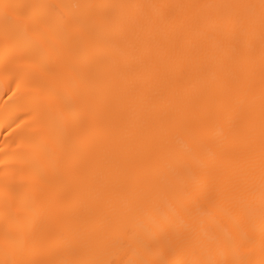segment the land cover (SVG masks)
I'll list each match as a JSON object with an SVG mask.
<instances>
[{
    "label": "bare ground",
    "instance_id": "obj_1",
    "mask_svg": "<svg viewBox=\"0 0 264 264\" xmlns=\"http://www.w3.org/2000/svg\"><path fill=\"white\" fill-rule=\"evenodd\" d=\"M7 2L44 7L38 32L17 29L15 49L5 48L0 17V260L13 258L6 236L47 224L58 232V254L66 255L91 244L116 216L142 233L164 225L170 248L187 238L215 258L222 242L247 239L250 221L258 236V31L250 207L248 119H213L211 139L195 131L246 83L247 42L217 22L241 10L179 6L259 0ZM25 49L36 66L6 71Z\"/></svg>",
    "mask_w": 264,
    "mask_h": 264
},
{
    "label": "snow or ice",
    "instance_id": "obj_2",
    "mask_svg": "<svg viewBox=\"0 0 264 264\" xmlns=\"http://www.w3.org/2000/svg\"><path fill=\"white\" fill-rule=\"evenodd\" d=\"M41 5L17 4L0 0V17L4 24V42L6 50L15 49L16 31L24 29L31 32L39 31L41 20L39 9ZM50 7L62 8L63 5ZM106 7V6H89ZM161 7H172L162 5ZM189 10L199 8H228L241 10L233 15L219 17L217 22L223 24L229 30H239V33L247 42L245 52V67L243 81L234 96L229 99L225 110L217 111L208 119L201 121L195 129L196 134L208 137L209 124L213 119L229 120L232 113L245 116L249 121V143L246 150V163L248 167V201L249 206L254 207L256 201V148L255 138L251 129L253 108L256 103L254 91V78L257 71V59L255 55V40L257 31L259 34V74H260V129H259V232L257 236L256 225L250 221V233L242 242L225 241L219 246L222 248V256L215 258L213 250L208 248L206 253L202 246L188 244L187 238L181 240L176 248H170L169 230L161 224H157L156 230L145 229L143 233L140 226L129 223L123 216L109 217L105 229L86 247L73 249L66 255L58 254V232L45 224L38 229L22 233L18 237L5 238V252L8 248L13 251V258L0 260V264H264V0L258 4H234V5H183ZM66 23L71 26L73 21L66 18ZM69 33V39H72ZM208 39H214L215 34H207ZM10 68L6 65V71H25L27 65L34 68L35 62L30 49H25L12 62ZM19 90L20 85H16ZM229 131L228 138H231ZM211 139V137H208ZM207 211V209H205ZM259 248V258H255V252ZM188 248V255L184 249ZM241 253L244 258L234 259V253Z\"/></svg>",
    "mask_w": 264,
    "mask_h": 264
}]
</instances>
